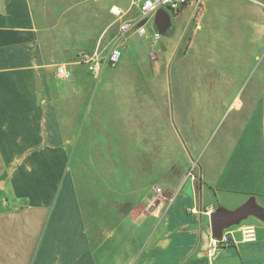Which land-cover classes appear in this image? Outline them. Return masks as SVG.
Returning a JSON list of instances; mask_svg holds the SVG:
<instances>
[{
    "label": "crops",
    "instance_id": "1",
    "mask_svg": "<svg viewBox=\"0 0 264 264\" xmlns=\"http://www.w3.org/2000/svg\"><path fill=\"white\" fill-rule=\"evenodd\" d=\"M199 3V11L191 2L171 12L177 27L152 59L166 64L165 94L176 56L181 63L190 56L187 70L202 73L174 85L203 90L145 104L132 95L116 115L139 130L148 119L152 130L165 119L172 135L190 137L185 159L177 167L162 163L159 195L153 185L150 198L141 195L127 207L126 199L106 202L99 187L105 199L93 207L89 183L71 169L69 145L89 127L91 103L97 110L113 88L140 93L142 87L125 72L119 80L107 78L108 66L94 77L78 55H106L119 24L141 19L140 10L131 0H0V264H264V97L241 93L248 72L243 60L235 72L216 64L218 53L255 55L256 40L264 38V0ZM132 11L137 15L130 17ZM58 64L69 79L56 74ZM133 65L138 74L145 67ZM221 119L217 142L204 144ZM248 203L256 213L224 228L233 242L209 258L211 214ZM245 224L254 226V240L242 239Z\"/></svg>",
    "mask_w": 264,
    "mask_h": 264
},
{
    "label": "rangeland",
    "instance_id": "2",
    "mask_svg": "<svg viewBox=\"0 0 264 264\" xmlns=\"http://www.w3.org/2000/svg\"><path fill=\"white\" fill-rule=\"evenodd\" d=\"M136 15L137 12L132 11L130 17ZM132 20L130 21L133 22ZM135 21L136 24L130 30L121 34L118 29L114 35L109 49L116 45L122 46L123 39L126 41L127 47L122 49L119 63L115 66H108L107 71L110 73L106 77L120 79L125 77L123 72L128 73L126 77L129 79L140 80L137 81L138 86L142 87L140 93H119V87H117L107 94V100L104 103L101 102L97 110H94L95 104L91 103L90 109L92 110L89 117L86 118V125L89 127L86 131L81 130L77 139L73 137L75 141L69 145L70 149H73V158L70 161L71 169L75 175L85 178L86 186L89 183L93 207H98L97 201L105 199L98 194L99 187L102 188V192L106 193L104 194L106 202L111 200L113 203L116 200L126 199L128 203L125 206L128 207L129 202H136L141 195H144V200H147L152 195L151 187L153 185L155 188H163V184H165L166 168L161 167L162 163L172 164L176 167L181 166L185 159V151L187 152L190 145V137L186 133L179 131L176 132V135H172L165 119H158L159 125L154 130H152V121L146 120L143 122L144 128L140 129L143 130L142 132L138 125H134L133 120L130 122L127 119H118L116 116L120 112V107L126 105L124 100L128 101L132 95H134L131 97L133 99L134 97L143 98V104L156 101V98H159L160 102H165L164 98L169 99L170 96L172 100L174 96L178 97L182 94L191 96L193 95L192 89L195 87L180 88L173 82L188 78L189 73L199 75L202 73L199 69L187 70V66L190 68V56L182 63V57L176 56L169 67L171 87H169L170 93H166V95L165 90L168 88L166 64H160L159 61L152 59V55L160 56L161 45L165 43L167 36L174 32L178 22L171 11L166 8H159ZM137 26L143 27L145 32L143 35L134 32ZM156 32L161 37L155 42L153 35ZM255 49L253 57L237 53L231 56H222V53H218L216 64L218 68L220 66L227 67L228 70L235 72L239 66L238 62L243 60L248 72L244 77L243 86L240 87L241 93L244 96L251 94L264 97V38L256 40ZM139 61L140 65L143 63L145 67H142L138 74L132 72V69L136 66L133 64H137ZM158 62L160 67L156 71L155 65ZM195 89L201 92L203 87ZM214 89L208 88V91ZM120 90H124V88ZM127 90L129 89L127 88ZM127 104L130 105L131 110H134V101H129ZM230 116L231 114H228V118ZM225 123L226 121L224 122L223 119L218 121L208 139L204 140V144H215ZM70 155L71 151H68L69 158ZM157 162L160 165L158 168H156ZM98 180L102 183H97ZM103 184L106 185L105 189ZM80 186V191L83 193L82 182ZM104 207H108V204Z\"/></svg>",
    "mask_w": 264,
    "mask_h": 264
},
{
    "label": "built area",
    "instance_id": "3",
    "mask_svg": "<svg viewBox=\"0 0 264 264\" xmlns=\"http://www.w3.org/2000/svg\"><path fill=\"white\" fill-rule=\"evenodd\" d=\"M194 2L197 4V11L200 10L199 0H131L132 5H136L141 13V16L144 17L147 14L159 9L166 8L171 12H179L189 3ZM115 8V7H114ZM116 15H120L121 11L116 7V11H114ZM135 23L131 21H123L119 24V31L124 33L129 28L133 27ZM137 32L139 35H143L144 29L142 26L137 27ZM154 40L157 41L159 39V35L156 33L153 36ZM121 56V51L118 46L113 47L109 50V52L104 56H99L97 50L92 52H81L78 55V60L84 62L87 65L88 71L94 76L98 77L101 70L105 66H115ZM56 74L62 79H69L71 77L70 71L66 68L64 64L56 65ZM188 175L193 179L195 175L190 171ZM155 193L160 194L161 188L156 187ZM151 207L156 208V200H152L150 203ZM240 231L242 234V239L245 241H251L255 239V229L253 225L245 224L240 226ZM232 239L230 236V231L222 230L219 236H213L210 232L207 240L205 242V252L207 256L212 257L216 251L229 246L232 244Z\"/></svg>",
    "mask_w": 264,
    "mask_h": 264
},
{
    "label": "water",
    "instance_id": "4",
    "mask_svg": "<svg viewBox=\"0 0 264 264\" xmlns=\"http://www.w3.org/2000/svg\"><path fill=\"white\" fill-rule=\"evenodd\" d=\"M256 211L252 204L248 203L232 212L218 210L210 216V232L213 236H219L222 230L230 225L237 224L241 219Z\"/></svg>",
    "mask_w": 264,
    "mask_h": 264
},
{
    "label": "bare ground",
    "instance_id": "5",
    "mask_svg": "<svg viewBox=\"0 0 264 264\" xmlns=\"http://www.w3.org/2000/svg\"><path fill=\"white\" fill-rule=\"evenodd\" d=\"M112 10H113V12H114V11H116V7H115V8H113Z\"/></svg>",
    "mask_w": 264,
    "mask_h": 264
}]
</instances>
